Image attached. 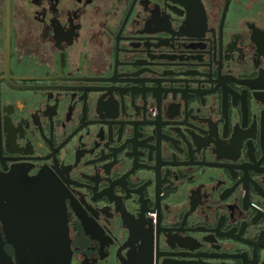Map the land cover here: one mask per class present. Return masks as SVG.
Masks as SVG:
<instances>
[{
	"label": "flooded vegetation",
	"instance_id": "flooded-vegetation-1",
	"mask_svg": "<svg viewBox=\"0 0 264 264\" xmlns=\"http://www.w3.org/2000/svg\"><path fill=\"white\" fill-rule=\"evenodd\" d=\"M0 264H264V0H0Z\"/></svg>",
	"mask_w": 264,
	"mask_h": 264
},
{
	"label": "water",
	"instance_id": "water-1",
	"mask_svg": "<svg viewBox=\"0 0 264 264\" xmlns=\"http://www.w3.org/2000/svg\"><path fill=\"white\" fill-rule=\"evenodd\" d=\"M189 1H197V0H189Z\"/></svg>",
	"mask_w": 264,
	"mask_h": 264
}]
</instances>
